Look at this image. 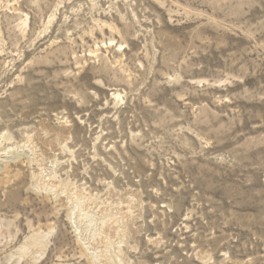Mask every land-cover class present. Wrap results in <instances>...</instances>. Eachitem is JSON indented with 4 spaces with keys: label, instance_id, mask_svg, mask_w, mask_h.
Segmentation results:
<instances>
[{
    "label": "rangeland",
    "instance_id": "rangeland-1",
    "mask_svg": "<svg viewBox=\"0 0 264 264\" xmlns=\"http://www.w3.org/2000/svg\"><path fill=\"white\" fill-rule=\"evenodd\" d=\"M0 264H264V0H0Z\"/></svg>",
    "mask_w": 264,
    "mask_h": 264
}]
</instances>
